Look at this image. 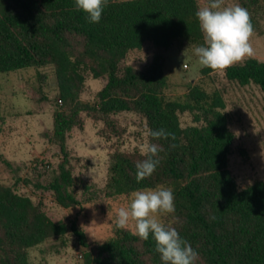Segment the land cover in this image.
<instances>
[{"label": "trees", "instance_id": "1", "mask_svg": "<svg viewBox=\"0 0 264 264\" xmlns=\"http://www.w3.org/2000/svg\"><path fill=\"white\" fill-rule=\"evenodd\" d=\"M250 14L253 31L260 30L255 13L260 0H239ZM204 0H108L99 23H89L74 0H0V73L30 67H51L58 98L52 138L62 160L46 186L64 208L81 206L78 188L87 189L73 174L66 141L73 128L83 129V113L103 122V137L119 136L113 116L140 115L148 144L157 143L160 164L152 175L136 180L135 165L149 155L138 149L110 154L105 194L130 195L136 190L171 187L175 211L166 226L199 252L196 264H264V181L239 187L229 169L234 133L228 126L220 91L192 85L183 98L165 94L168 77L162 56L138 67L124 62L128 53L150 43L160 50L174 45L203 43L194 15ZM215 70L201 68L202 74ZM228 81L256 85L264 94V60L246 57L224 70ZM87 77L103 80L94 99L81 94ZM193 122L182 125L180 116ZM164 128L172 135L153 138L150 130ZM90 201L86 199L84 202ZM73 232L84 247L85 234L75 223L54 221L41 202L0 182V264H30L28 250L50 238ZM84 264H161L155 243L118 229L93 251Z\"/></svg>", "mask_w": 264, "mask_h": 264}, {"label": "rangeland", "instance_id": "2", "mask_svg": "<svg viewBox=\"0 0 264 264\" xmlns=\"http://www.w3.org/2000/svg\"><path fill=\"white\" fill-rule=\"evenodd\" d=\"M207 4L208 0H204ZM239 0H224L225 4ZM240 3V2H239ZM255 13L260 24L253 31L250 43L252 56L264 60V0ZM193 43L160 50L150 43L130 51L121 63L143 67L160 53L164 72L168 77L165 94L169 98H183L194 84L207 91L218 90L225 101L228 126L234 133L229 169L239 187L256 180L264 181V94L256 85L240 86L228 81L224 70L202 74ZM246 58V57H245ZM244 58V59H245ZM243 60V59H242ZM241 60V61H242ZM240 62V61H239ZM103 80L87 77L81 94L83 100H93ZM51 67H30L0 73V182L12 187L35 202L54 221L75 223L85 234L87 247L79 243L69 231L62 237H53L28 250L30 264H84V252L93 251L101 242L113 237L118 229L135 233L134 221L127 228L115 224L117 210L127 206L130 195L108 197L105 194L110 154L122 151H146L148 145L145 120L133 112H120L113 116L122 133L108 140L100 130L103 122L95 124L83 113L84 128H73L66 141L73 174L82 179L87 189L78 188L81 206L64 208L53 197L49 184L53 170L62 160L59 145L52 138L55 109L62 107ZM182 125L191 124L192 114L180 116ZM86 199L90 201L84 202ZM171 213L158 214L164 223Z\"/></svg>", "mask_w": 264, "mask_h": 264}, {"label": "clouds", "instance_id": "3", "mask_svg": "<svg viewBox=\"0 0 264 264\" xmlns=\"http://www.w3.org/2000/svg\"><path fill=\"white\" fill-rule=\"evenodd\" d=\"M108 0H74V7L86 13L89 23H99ZM203 34V43L192 46L193 54L203 67L225 69L254 54L250 43L253 25L250 14L239 2L225 4L224 0H208L194 13ZM153 138H166L171 133L164 128L150 130ZM147 158L135 165L139 182L152 175L160 164V146L153 142L146 146ZM175 196L171 187L157 186L136 190L130 203L117 210L115 224L127 228L134 221L135 234L143 240L150 237L155 243L161 264H196L199 252L175 227L166 226L158 214L175 211Z\"/></svg>", "mask_w": 264, "mask_h": 264}]
</instances>
